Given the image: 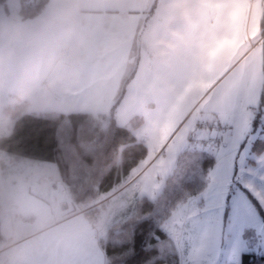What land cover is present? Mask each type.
<instances>
[{
  "label": "crops",
  "instance_id": "crops-1",
  "mask_svg": "<svg viewBox=\"0 0 264 264\" xmlns=\"http://www.w3.org/2000/svg\"><path fill=\"white\" fill-rule=\"evenodd\" d=\"M20 5V0L0 5V138L13 126L3 108L14 101L27 107L21 96L35 86L38 70L54 56L84 46L86 65L99 61L93 74L106 77L110 86L98 90L91 109L66 99L42 113L112 116L119 125L137 116L142 123L134 132L147 148L162 135L180 132L178 148L196 121L203 130L214 123L225 127L219 138L224 147L248 141L252 151L264 139V0H45L39 13L25 19L18 15ZM239 121L247 125L241 131ZM19 164L33 171L21 181L13 179ZM145 172L133 171L123 188H136L133 182ZM46 176H58L53 163L22 162L0 150V197L10 202L1 211L6 247L0 264H50L42 253L51 230L93 221L68 204L71 212L56 217ZM26 214L33 220H24ZM92 239L72 264H105L93 234Z\"/></svg>",
  "mask_w": 264,
  "mask_h": 264
},
{
  "label": "trees",
  "instance_id": "trees-1",
  "mask_svg": "<svg viewBox=\"0 0 264 264\" xmlns=\"http://www.w3.org/2000/svg\"><path fill=\"white\" fill-rule=\"evenodd\" d=\"M20 1L21 19L39 13L45 5V0L34 4ZM6 2L0 0V5ZM25 108L24 101L3 108L13 119V126L9 135L0 138V150L53 163L70 194L72 211L84 208L91 200L117 187L147 156L146 143L134 132L142 123L140 117H132L127 125L117 124L112 116L74 112H47L21 118ZM260 141L255 144V153L264 150V139ZM120 154L122 163L118 159ZM214 164L213 153L206 149L188 147L180 151L160 193L154 199L139 200L132 216L106 227L97 237L105 264H179L177 249L160 226L179 204L205 188ZM1 210L0 204V217ZM22 218L33 220L30 214ZM91 219L96 220L92 214ZM1 221L2 218L0 249L6 242ZM240 264H264V255L244 252Z\"/></svg>",
  "mask_w": 264,
  "mask_h": 264
},
{
  "label": "rangeland",
  "instance_id": "rangeland-1",
  "mask_svg": "<svg viewBox=\"0 0 264 264\" xmlns=\"http://www.w3.org/2000/svg\"><path fill=\"white\" fill-rule=\"evenodd\" d=\"M262 110L264 111L263 107ZM202 125L204 124L196 121L191 133L184 138L178 148L176 144L180 142V132L170 138L169 135H162L154 143L148 144L147 156L130 173L131 175L133 171L142 167L146 170L142 178L133 182H137L136 188L133 184L123 188L129 175L117 187L91 200L84 207V213L85 210L92 211L91 214L96 218L94 222L102 226L96 234L97 237L106 227L132 216L139 200L154 199L164 187L165 179L173 172L178 153L185 148L195 147L206 149L215 157V164L209 171L207 184L200 193L179 204L160 226L173 241L179 255V264H200L201 258L193 250V242L199 241L212 226H217L225 239L215 255L208 259L207 264H240V258L244 252L264 255V181L261 180L264 176V161L256 158L258 155L254 150L249 151L248 141L246 146L235 142L230 148L228 145L224 147V138H221L217 139V143L212 146L207 142L216 132L210 128L203 130ZM246 127L247 125L239 121L240 131ZM262 137L264 138V136L260 138ZM157 151L159 152L154 157ZM261 153H264V150ZM19 158L22 162L28 163L44 162L26 157ZM249 158H254V162L249 163ZM31 173L33 171L30 168L22 169L20 165L14 172L13 179L21 181ZM21 183L25 184L24 181ZM68 196L70 197L69 192ZM0 200L1 211H3L10 202L2 197ZM259 208L262 212H259ZM80 209L82 208L76 207L73 212H78ZM193 222L196 227L191 233V241L182 240L180 234L183 232L187 236L188 233L184 232V229L192 228ZM1 230L5 236L4 220H2ZM5 247L6 244L3 243L0 250Z\"/></svg>",
  "mask_w": 264,
  "mask_h": 264
},
{
  "label": "clouds",
  "instance_id": "clouds-1",
  "mask_svg": "<svg viewBox=\"0 0 264 264\" xmlns=\"http://www.w3.org/2000/svg\"><path fill=\"white\" fill-rule=\"evenodd\" d=\"M251 33V29H249ZM264 36V33H261ZM254 39L253 36H249ZM103 59V54L100 55ZM87 49L84 46H78L67 53L54 56L47 65L38 70L34 78L35 86L26 89L21 99L26 98L28 105L21 113V118L25 116L38 117L40 113L58 107L66 99H76L84 103L85 107L93 108L95 106V96L99 89L110 86V81L106 77H96L93 74L96 64L99 61L86 65ZM83 92V95L76 96L75 93ZM19 101H14L18 103ZM251 115H255L252 113ZM120 153V149H117ZM122 163V154L118 157ZM264 161V153L257 158ZM264 181V176L261 177ZM196 227L193 222L192 228H185V236L182 232V240L191 241V233ZM94 226L91 223L84 222L77 228L56 232L51 230L48 236L47 247L42 255L50 261V264H72V257L76 254H82L87 246L94 243L92 233ZM225 237L219 231L217 226H212L197 242H193V250L199 254L200 264H207L209 258L215 255L222 245Z\"/></svg>",
  "mask_w": 264,
  "mask_h": 264
},
{
  "label": "built area",
  "instance_id": "built-area-1",
  "mask_svg": "<svg viewBox=\"0 0 264 264\" xmlns=\"http://www.w3.org/2000/svg\"><path fill=\"white\" fill-rule=\"evenodd\" d=\"M210 129L215 130L216 134L213 137H210L209 141L206 142L214 146L218 141L217 139H219L223 134L226 133V128L223 126H218L216 123H214ZM45 180L49 186L50 203L55 212L54 214L56 215V217H61L68 213V209L64 207V205L70 201L67 188L61 182L58 176H46ZM81 212H83V210H81ZM90 223L94 226V231L92 234L95 238H97L96 234L101 230L102 226L98 225L96 222Z\"/></svg>",
  "mask_w": 264,
  "mask_h": 264
},
{
  "label": "snow or ice",
  "instance_id": "snow-or-ice-1",
  "mask_svg": "<svg viewBox=\"0 0 264 264\" xmlns=\"http://www.w3.org/2000/svg\"><path fill=\"white\" fill-rule=\"evenodd\" d=\"M219 214V213H218Z\"/></svg>",
  "mask_w": 264,
  "mask_h": 264
}]
</instances>
